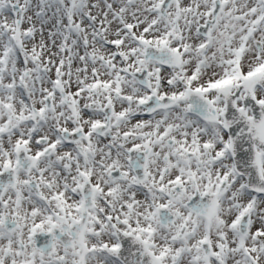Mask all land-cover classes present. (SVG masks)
I'll return each instance as SVG.
<instances>
[{
	"label": "snow or ice",
	"instance_id": "obj_1",
	"mask_svg": "<svg viewBox=\"0 0 264 264\" xmlns=\"http://www.w3.org/2000/svg\"><path fill=\"white\" fill-rule=\"evenodd\" d=\"M0 264H264V0H0Z\"/></svg>",
	"mask_w": 264,
	"mask_h": 264
}]
</instances>
